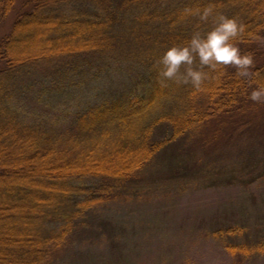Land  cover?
<instances>
[{"label": "trees", "instance_id": "trees-1", "mask_svg": "<svg viewBox=\"0 0 264 264\" xmlns=\"http://www.w3.org/2000/svg\"><path fill=\"white\" fill-rule=\"evenodd\" d=\"M18 3L0 35V264H48L111 182L140 171L171 141L203 134L218 113L264 102L250 98L264 87V0H0V31ZM209 5L207 20L184 11ZM221 13L243 26L231 42L253 56L247 75L197 57L179 71L203 72L199 88L162 78L164 51L211 30ZM52 61L63 68L50 98L75 103L24 105L31 76ZM110 75L121 87L92 100ZM163 123L169 136L153 139Z\"/></svg>", "mask_w": 264, "mask_h": 264}, {"label": "rangeland", "instance_id": "rangeland-1", "mask_svg": "<svg viewBox=\"0 0 264 264\" xmlns=\"http://www.w3.org/2000/svg\"><path fill=\"white\" fill-rule=\"evenodd\" d=\"M47 66L31 76L35 84L25 89L22 103L74 104L52 98L63 66ZM116 79L106 78L91 99L115 89ZM241 108L219 111L203 134L171 141L140 171L111 182L105 199L75 220L48 264H264V102ZM169 132L163 123L152 137Z\"/></svg>", "mask_w": 264, "mask_h": 264}, {"label": "clouds", "instance_id": "clouds-1", "mask_svg": "<svg viewBox=\"0 0 264 264\" xmlns=\"http://www.w3.org/2000/svg\"><path fill=\"white\" fill-rule=\"evenodd\" d=\"M188 15L199 14L201 20H207L213 13L212 6H205L202 10L185 8ZM243 31V26L224 14L218 16L215 26L203 35H192L187 44L168 47L158 59L161 65L159 75L178 83H191L199 88L205 79V74L198 69L188 67L185 73H180L182 64L192 65L196 58L203 66L217 67L220 64H232L237 67L241 75H247L253 65L251 53H241L240 48L231 41ZM264 96V87L253 89L250 98L259 101Z\"/></svg>", "mask_w": 264, "mask_h": 264}]
</instances>
